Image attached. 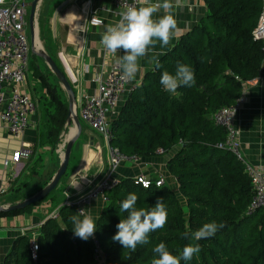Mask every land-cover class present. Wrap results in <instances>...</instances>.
<instances>
[{"label": "trees", "instance_id": "trees-1", "mask_svg": "<svg viewBox=\"0 0 264 264\" xmlns=\"http://www.w3.org/2000/svg\"><path fill=\"white\" fill-rule=\"evenodd\" d=\"M205 2L207 13L159 58V67L146 72L110 123L111 144L126 154L139 158L171 154L167 167L184 201L166 182L144 188L135 178L120 180L108 193L96 222L95 235L107 264H152L158 258L153 249L159 243L176 256L185 246L198 243L199 254L189 261L181 259V264H264V209L248 213L254 195L251 178L232 152L218 147L226 131L214 119L221 107L233 104L242 94L244 83L262 71L264 40L255 39L253 30L264 0ZM54 59L64 71L59 57ZM177 64L193 69L195 84L181 85L171 93L160 80L165 71L174 75ZM30 69L46 99L47 139L56 145L66 129L68 100L58 80L50 78V69L41 71L39 64H30ZM131 193L138 197L137 208L150 210L162 198L168 212L165 226L150 233L149 243L135 251L112 239L128 215L120 211V204ZM37 203L0 212V217L23 213ZM76 214V206L64 204L59 218L44 222L37 237V261L31 258L29 236H20L6 264H96L91 238L84 241L74 236L70 217ZM211 222L225 226L200 241L185 237Z\"/></svg>", "mask_w": 264, "mask_h": 264}, {"label": "crops", "instance_id": "crops-1", "mask_svg": "<svg viewBox=\"0 0 264 264\" xmlns=\"http://www.w3.org/2000/svg\"><path fill=\"white\" fill-rule=\"evenodd\" d=\"M172 4V13L181 31L166 48L161 49L157 44L147 57L140 59L142 70L132 80L133 83L140 84L146 72L154 68L155 63L149 62L153 56L159 60L183 33L207 13L205 0H172ZM139 6H142L141 3ZM120 11L122 10L117 9L111 0H66L58 5L54 12L51 30L53 43L57 45L56 57L63 51L68 66L80 80L74 89L77 108L85 94L96 92L98 84L95 78L105 76L110 65L117 63L119 56L123 54L122 50L115 55L106 54L101 43L106 28L119 21ZM95 13L103 20V25L98 27L89 25V19ZM163 15L161 10L154 14V18ZM39 47L44 49L41 45ZM254 79L255 82L245 86V101L237 112L236 125L245 160L256 167H264V64L260 75ZM38 83L40 84L38 79L33 81V84H36L35 89ZM25 87L31 93L28 78ZM37 91L36 97L41 107L44 101L43 92L39 91V87ZM128 95L129 91L122 95L116 113L109 116L110 123L118 115ZM82 126V133L73 146L67 171L51 195L30 210L0 217V264H6L7 256L18 237H38L41 226L54 210L65 204L67 195L75 198L86 193L107 170V144L89 125L83 123ZM49 127L47 112L40 109L31 117L30 125L21 137H15L4 126H0V187L7 188V193L0 196V203L15 204L32 196L46 186L57 172L65 150L62 137L66 129L61 133L59 142L54 145L47 139ZM70 134L69 130L68 138ZM23 144L33 147V155L29 159H23L10 170H5L3 161L11 157ZM170 156L171 154H158L147 158L141 157L136 162H123L114 176L120 180L135 178L141 174L148 177L162 176L184 201L179 192L177 179L167 167ZM104 206L105 202L100 198L87 206V213L93 217L95 223Z\"/></svg>", "mask_w": 264, "mask_h": 264}, {"label": "built area", "instance_id": "built-area-1", "mask_svg": "<svg viewBox=\"0 0 264 264\" xmlns=\"http://www.w3.org/2000/svg\"><path fill=\"white\" fill-rule=\"evenodd\" d=\"M119 10H125L128 6L139 7L141 0H111ZM28 0H0V126H4L15 137H21L30 125V119L36 112V104L31 93L26 89V81L30 71L31 43L27 33L30 9ZM89 25L98 27L103 25V20L95 13L89 19ZM253 35L257 40H264V8ZM106 54L108 52L105 50ZM66 74L75 89L79 85V77L68 66L65 53H58ZM97 90L91 94H85L80 99L78 114L80 119L94 129L107 144L108 168L98 182L86 193L72 198L67 195L65 204L74 205L78 213L84 210L95 199H102L105 204L109 200L108 193L119 185L120 179L114 173L123 162H136L139 157L128 155L119 147L111 144L112 131L109 116L116 113L122 95L136 89L139 84L123 78L122 69L117 63L110 65L105 76H97ZM256 79L244 83L242 94L236 101L221 107L215 114L217 125L225 129V138L218 143L221 149L232 152L244 166L251 178L254 195L248 208V213L257 209H264V167H256L245 160L241 151L239 130L236 125V116L245 101V86L255 82ZM162 152V150H159ZM34 153L33 147L22 145L13 152L11 157L3 161L5 170L21 163L23 159H29ZM136 183L146 188L153 184L160 187L165 184L162 176L148 177L139 175L135 177ZM7 193L6 187H0V196ZM50 217L59 218V209L54 210ZM93 245L94 261L96 264H107L106 254L103 251L96 235L91 238ZM30 254L34 261L39 258V243L37 236L30 238Z\"/></svg>", "mask_w": 264, "mask_h": 264}, {"label": "clouds", "instance_id": "clouds-1", "mask_svg": "<svg viewBox=\"0 0 264 264\" xmlns=\"http://www.w3.org/2000/svg\"><path fill=\"white\" fill-rule=\"evenodd\" d=\"M142 6H128L119 12L120 19L114 25H109L101 39L105 50L115 55L123 52L117 60L122 69L124 79L133 80L142 70L139 63L141 58L147 57L157 44L160 48H166L171 40L181 31L178 22L172 13V0H141ZM163 11L164 15L154 18V14ZM154 62L159 67V61L155 56ZM161 85L165 91L175 93L181 85L191 87L195 84L193 69L185 64H177L175 74L163 72ZM147 187V185H145ZM138 197L131 193L120 204V211L126 212V218L121 219L117 225V234L112 237L114 242H119L125 249L135 251L138 245L149 243L150 233L165 226L168 212L163 199H158L156 205L149 209L137 208ZM74 228V236L87 241L96 232V223L91 215L81 210L70 217ZM223 223H206L200 229L185 233V237H191L193 241H200L214 236L223 228ZM158 258L153 259L152 264H181V259L189 261L194 255L199 254L201 247L198 243L189 244L182 250L181 256L173 255L164 243H159L154 249Z\"/></svg>", "mask_w": 264, "mask_h": 264}, {"label": "water", "instance_id": "water-1", "mask_svg": "<svg viewBox=\"0 0 264 264\" xmlns=\"http://www.w3.org/2000/svg\"><path fill=\"white\" fill-rule=\"evenodd\" d=\"M43 1L44 0H33L27 3V7L30 9L29 26L31 30V44H32L31 50L33 51V53L37 54L38 56H40L41 58L45 60L51 72L58 79L62 88L66 91V94L68 96V101H69L66 131L69 130L71 125L76 127V131L72 135H70L68 139H66L65 150H64L61 164L57 172L51 179V181L46 186H44L41 190H39L32 196L20 202H17L15 204L0 203V212L21 210L47 197L58 186L61 178L65 175L68 165H69L73 146L82 133L83 122L80 119L79 114H78L76 92L66 74V71L65 70L63 71L59 67L55 59L45 49H37V47L35 46V39H36V35L38 34L36 31V26H35L36 16H37V11L39 10V6L41 5ZM66 131H64L63 135L66 133Z\"/></svg>", "mask_w": 264, "mask_h": 264}, {"label": "rangeland", "instance_id": "rangeland-1", "mask_svg": "<svg viewBox=\"0 0 264 264\" xmlns=\"http://www.w3.org/2000/svg\"><path fill=\"white\" fill-rule=\"evenodd\" d=\"M31 1H33V0H28V2H31ZM63 1H66V0H44L41 3V5L39 6V10L37 11V16H36V25L38 24L37 39L39 42V46L41 45V47H43L48 53L50 52L49 54L51 56H53L54 58H56L55 50L57 49V45L53 43V37H52L53 31L51 30V22L53 20V15H54V12L56 11L57 6L60 5L61 3H63ZM28 19H29V17H28ZM27 33H28L29 40L31 43V30H30L29 22L27 25ZM31 47H32V44H31ZM30 64H32V65L33 64L34 65L39 64L41 71H44V72H47L49 70V67L46 64L45 60L43 58H41L40 56H38L37 54L33 53L32 50H31V54H30ZM50 78L53 81L58 80V79H56L55 75H53V74L50 75ZM34 80L36 81V78L33 77L31 69H30V72L28 74V81H29V86H30V90H31V97L33 98V100L36 104V111H39V109H40L41 111L43 110V112H46L47 108H45V104H46L45 97H44V101H42L43 103H42L41 107H40L39 102H38V97H36V94L38 92L37 91L38 87H39V91H42L43 93H44V91L42 89L41 83L40 84L38 83L37 89L34 88L35 85L37 84L36 82H35L36 84H33ZM58 83H59V81H58ZM63 91H64V96H65L66 100H68V96L66 94V91L64 89H63ZM68 103H69V101H68ZM68 132H69V130L66 131V133L63 135L62 141L66 142Z\"/></svg>", "mask_w": 264, "mask_h": 264}, {"label": "bare ground", "instance_id": "bare-ground-1", "mask_svg": "<svg viewBox=\"0 0 264 264\" xmlns=\"http://www.w3.org/2000/svg\"><path fill=\"white\" fill-rule=\"evenodd\" d=\"M35 46L37 47V49H42V48H40L39 47V42H38V39H37V35H36V39H35ZM30 72V71H29ZM111 127V126H110ZM69 130H70V135H72L75 131H76V127L75 126H73V125H71L70 126V128H69ZM12 134V133H11ZM13 135V134H12ZM66 139H68V137L66 138ZM145 188V187H144Z\"/></svg>", "mask_w": 264, "mask_h": 264}]
</instances>
